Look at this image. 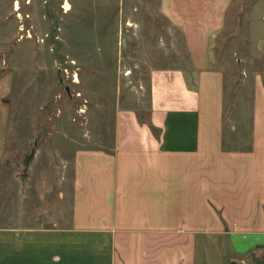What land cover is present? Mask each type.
Masks as SVG:
<instances>
[{"label": "crops", "instance_id": "crops-1", "mask_svg": "<svg viewBox=\"0 0 264 264\" xmlns=\"http://www.w3.org/2000/svg\"><path fill=\"white\" fill-rule=\"evenodd\" d=\"M141 3L151 15L159 12L153 24L160 38L184 44L176 47L178 60L150 69L146 117L119 107L111 143L76 152L64 205L50 212L54 223L0 224V264H264L263 72L242 70L255 74L252 132L248 145H235L225 126L231 68L214 49L234 0ZM245 87L235 83V90ZM7 91L6 82L0 205Z\"/></svg>", "mask_w": 264, "mask_h": 264}, {"label": "rangeland", "instance_id": "rangeland-1", "mask_svg": "<svg viewBox=\"0 0 264 264\" xmlns=\"http://www.w3.org/2000/svg\"><path fill=\"white\" fill-rule=\"evenodd\" d=\"M229 18L214 44L232 73L226 135L248 145L255 74L242 70L264 77V0H234ZM154 20L159 12L141 0H0V86L8 84L1 102L9 110L0 224L54 223L76 152L111 143L119 107L147 116L150 69L176 62L184 45L160 38ZM25 208L32 213L23 219Z\"/></svg>", "mask_w": 264, "mask_h": 264}, {"label": "water", "instance_id": "water-1", "mask_svg": "<svg viewBox=\"0 0 264 264\" xmlns=\"http://www.w3.org/2000/svg\"><path fill=\"white\" fill-rule=\"evenodd\" d=\"M229 264H244V263L241 262V261H232V262H230Z\"/></svg>", "mask_w": 264, "mask_h": 264}, {"label": "bare ground", "instance_id": "bare-ground-1", "mask_svg": "<svg viewBox=\"0 0 264 264\" xmlns=\"http://www.w3.org/2000/svg\"><path fill=\"white\" fill-rule=\"evenodd\" d=\"M70 6H71V5H70V3H69V1H68V2L66 3V8H68V9H69V8H70Z\"/></svg>", "mask_w": 264, "mask_h": 264}]
</instances>
